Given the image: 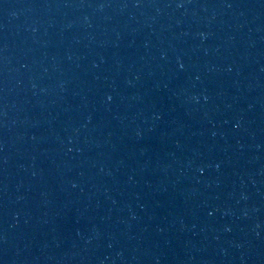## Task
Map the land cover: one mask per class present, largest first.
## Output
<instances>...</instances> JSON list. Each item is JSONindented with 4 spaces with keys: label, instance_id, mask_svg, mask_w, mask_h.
<instances>
[{
    "label": "water",
    "instance_id": "1",
    "mask_svg": "<svg viewBox=\"0 0 264 264\" xmlns=\"http://www.w3.org/2000/svg\"><path fill=\"white\" fill-rule=\"evenodd\" d=\"M0 264H264V0H0Z\"/></svg>",
    "mask_w": 264,
    "mask_h": 264
}]
</instances>
